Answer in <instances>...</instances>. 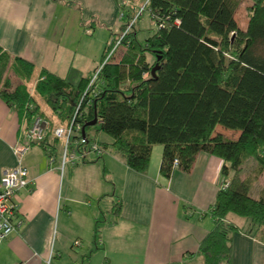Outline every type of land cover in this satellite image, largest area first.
I'll return each mask as SVG.
<instances>
[{
	"label": "trees",
	"instance_id": "obj_1",
	"mask_svg": "<svg viewBox=\"0 0 264 264\" xmlns=\"http://www.w3.org/2000/svg\"><path fill=\"white\" fill-rule=\"evenodd\" d=\"M244 1L249 3L247 23L239 30L234 14ZM144 10L155 29L139 45L134 24ZM141 12L131 18L122 39L118 35L114 49L123 50L117 62L113 52L101 66L75 122L82 128L95 118L110 139L100 142L101 150L110 148L139 174L146 172L156 145L164 178L173 172L174 160L175 169L185 173L197 154L221 160V185L226 187L220 185L215 195L208 212L213 226L197 254L200 264H229L230 236L237 227L227 215L242 218L243 233L264 244V184L253 190L264 174V0H147ZM128 24L120 26V34ZM110 47L104 46L100 64ZM33 70V64L0 48V100L27 128L33 117L46 123L44 137L30 147L45 151L47 158L55 154L51 143L59 141L54 129L70 122L93 73L74 84L70 71L63 79L41 68L29 87ZM58 118L65 120L59 125L53 120ZM117 210L114 204L113 214ZM100 220L94 222V241Z\"/></svg>",
	"mask_w": 264,
	"mask_h": 264
},
{
	"label": "crops",
	"instance_id": "obj_2",
	"mask_svg": "<svg viewBox=\"0 0 264 264\" xmlns=\"http://www.w3.org/2000/svg\"><path fill=\"white\" fill-rule=\"evenodd\" d=\"M120 1L0 0V48L33 64L29 87L41 68L64 79L85 24L97 20L112 27L130 17H120ZM26 130L24 120L0 100V178L17 166L12 149L22 144ZM37 148L19 161L28 184L13 195L15 229L0 245V264L201 263L197 246L213 226L208 212L223 182L221 160L200 153L189 172L174 169L164 178L156 146L144 174L129 170L114 151L59 173L60 154L53 155L56 169L48 170L46 153ZM108 199L103 211L100 203ZM96 219L101 220L94 241ZM226 220L237 227L229 264H264V244L243 233L246 222L237 225L231 214Z\"/></svg>",
	"mask_w": 264,
	"mask_h": 264
},
{
	"label": "built area",
	"instance_id": "obj_3",
	"mask_svg": "<svg viewBox=\"0 0 264 264\" xmlns=\"http://www.w3.org/2000/svg\"><path fill=\"white\" fill-rule=\"evenodd\" d=\"M147 0L144 1L146 4ZM120 8L126 7L127 2L120 1ZM122 13L120 17H122ZM133 22H129V25ZM126 30L120 34L119 38L126 34ZM119 39V40H120ZM118 40V42H119ZM116 42L115 47L118 45ZM113 50H115L113 48ZM113 52L111 51L103 60V63L99 65V67L92 72V77L90 78L89 82L87 83L86 90L82 94L83 96L79 99L78 103L76 104L75 111L71 117L70 122L66 125V127H56L53 131V137L59 140L62 143L61 154L59 159V166L57 167L59 173H62L66 167H73L83 159L86 158L87 154L95 153L97 157H101L104 154L101 147L98 145L96 139L92 137H88L85 135H80L78 139L74 138L79 135V131L81 132V127L78 123L75 122L76 117L79 116V105L85 100L87 97V90H91L93 87V82L95 81L98 71L103 66L104 63L107 62V59ZM46 123L38 117H33L32 121L27 128V133L24 141L21 145H16L13 147L12 152L16 156L17 166L12 168L11 170H5L1 174L0 178V245L4 242L14 231V218L17 215V207L13 201V195L20 191L27 188L28 184V176L27 170L24 166L19 164L20 158L22 155L29 149V147L35 143L40 141L45 134ZM54 158L53 155L49 153L48 157L46 158V164L48 170H55L56 168L53 167ZM177 167V162L173 161V168ZM226 183L221 185V189H225Z\"/></svg>",
	"mask_w": 264,
	"mask_h": 264
},
{
	"label": "rangeland",
	"instance_id": "obj_4",
	"mask_svg": "<svg viewBox=\"0 0 264 264\" xmlns=\"http://www.w3.org/2000/svg\"><path fill=\"white\" fill-rule=\"evenodd\" d=\"M119 1L120 0H118V2ZM121 1H125L127 3L129 2L130 5L128 6L130 7L131 11L128 10L126 12V9L123 7V8H120V13H124L125 15H130V17L121 19L120 21L117 22V24H115L112 27H104L100 25L97 20H95V23H93L92 25L90 23L85 24L84 29L83 28L81 29L80 38L82 41L76 46L77 53L75 55L74 64H73L72 69L69 72L70 75L68 77L71 83L75 84V82L79 79V77H85L86 74L88 73L90 74L94 72L99 67L100 65L99 60L102 55L103 48L107 43H110L111 47L106 49L104 55L107 56L111 51L114 52L112 54V58H113L112 61L117 62L116 56H118V54L123 49L119 46L114 51L113 48H115V44H116L115 41L118 40V35H120L121 33L120 25H126L128 22H131V18L133 19L136 18L139 12H141L142 8L145 5L144 3L145 0H121ZM248 5L249 3L244 1L242 4L239 5V7L236 9L237 11L234 14V21L236 22V25L239 30L240 29L243 30L246 26L247 21H246L245 8ZM134 26H135L134 28L136 31L135 33L136 41L138 42L139 45L142 44L145 39L149 38L155 29V26L149 20V15L147 14L145 10L140 13V17L136 21ZM128 28L129 27H127L125 30L128 31ZM113 42H114V45H113ZM40 108L42 109V111L45 109L42 107ZM53 120H55V122L60 125L61 123L59 122H64L65 119L58 118V119H53ZM86 132H87L86 134L88 137H92L93 139H96L98 145L100 144V142L110 143V139H108L107 136L104 135L100 131L97 124L86 128ZM227 132L228 131H225L224 133L227 135V137L232 138L234 136L232 133H227ZM51 144L54 149L52 153L55 152L56 154H61L60 151L62 148V143L60 141H56L55 143H51ZM156 146H154V148ZM33 148H37V147L33 145V147H30L29 149H33ZM50 149L51 148L49 147L47 151L49 152ZM112 153H113V150L109 148L107 151V154L106 153L105 154L109 156V155H112ZM97 158L98 157L95 155V153L91 152L87 154L85 160L87 159L90 161L92 159V160L97 161L96 160ZM79 163H82V162H79ZM249 163L251 162L247 161L243 165L244 173H246L247 169L250 167ZM262 179L261 178L258 179V182L254 186V189H253L254 191L263 186L264 180ZM251 194L255 195L252 192ZM100 204H101L100 206L102 207L103 211L105 210L107 211L110 207L109 199L103 200V202H101ZM233 220L237 222V225H242L243 219L233 216Z\"/></svg>",
	"mask_w": 264,
	"mask_h": 264
},
{
	"label": "water",
	"instance_id": "obj_5",
	"mask_svg": "<svg viewBox=\"0 0 264 264\" xmlns=\"http://www.w3.org/2000/svg\"><path fill=\"white\" fill-rule=\"evenodd\" d=\"M155 69V67L154 68H152V71H151V75H153L154 74V70ZM95 123H96V121H95V118L92 120V121H90V122H88L87 124H85L81 129V134L83 135V132H84V127H88V126H93V125H95Z\"/></svg>",
	"mask_w": 264,
	"mask_h": 264
}]
</instances>
